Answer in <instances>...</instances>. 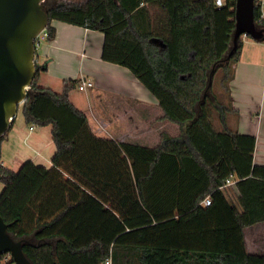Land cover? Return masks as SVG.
<instances>
[{
	"label": "trees",
	"instance_id": "1",
	"mask_svg": "<svg viewBox=\"0 0 264 264\" xmlns=\"http://www.w3.org/2000/svg\"><path fill=\"white\" fill-rule=\"evenodd\" d=\"M155 3L166 11L169 40L151 31L148 6ZM43 7L48 42L57 35L52 23L61 22L135 43L138 65L184 117L160 102L180 134H162L155 148L98 137L69 97L80 81L56 93L38 85L37 65L23 116L28 127L52 126L53 167L0 165V215L29 262L264 264L245 238L264 224V165L254 164L257 139L240 134L233 106L230 85L244 46L243 38L234 44L236 0L223 7L215 0H44ZM196 127L223 158L207 159L193 138ZM229 179L235 197L221 189Z\"/></svg>",
	"mask_w": 264,
	"mask_h": 264
},
{
	"label": "crops",
	"instance_id": "2",
	"mask_svg": "<svg viewBox=\"0 0 264 264\" xmlns=\"http://www.w3.org/2000/svg\"><path fill=\"white\" fill-rule=\"evenodd\" d=\"M158 4L160 3L148 6L151 31L166 40L171 39L170 32L167 33L168 24L165 27L167 31L162 27L166 11L162 5L160 12ZM159 14L162 15L161 19ZM52 26L57 32L55 40L47 41L39 46V50L37 49V65L43 68L37 83L58 93L63 90L65 82L77 80L91 82L93 88L83 92V96L77 94L82 98L73 94L80 92L78 88L73 89L69 97L78 109L91 106V109L80 110L86 113L90 127L98 137L139 145L155 142V133L160 135L165 133L161 130L162 125L172 124L178 127L166 120L164 114L160 115L159 109L162 111L160 105L146 86L152 80L145 74H140L145 85L141 81L139 71L143 70L136 61L138 47L135 43L61 22H53ZM131 48L135 54L129 52ZM230 87L233 106L240 113L239 132L256 137L254 164L264 165V42L250 39L244 41L241 58L235 67V78ZM71 95H74V101ZM83 97H86V101ZM21 108L23 109V106ZM143 108H154L156 113L148 114ZM20 110L7 139L0 145L1 165L18 171L25 162L32 161L37 166L52 168V160L56 153L52 126L43 128L35 126V131L30 132V127L25 123L23 110L22 112ZM157 126L160 129H154L152 132L153 127ZM147 131H151L153 135L145 136L148 137V141L147 139L136 141L137 132H145L138 136L142 137L148 133ZM208 138L218 153H221L214 138ZM205 141L206 138H199L200 143ZM160 142L161 137L159 144ZM222 167L226 170L227 162ZM3 188L1 185L0 193ZM229 188L235 197L238 193L236 186ZM10 260V257L0 260V264H15L10 263Z\"/></svg>",
	"mask_w": 264,
	"mask_h": 264
},
{
	"label": "water",
	"instance_id": "3",
	"mask_svg": "<svg viewBox=\"0 0 264 264\" xmlns=\"http://www.w3.org/2000/svg\"><path fill=\"white\" fill-rule=\"evenodd\" d=\"M43 2L0 0V139L17 118L38 77L36 41L50 24ZM235 19L234 44L244 37L264 42V30H258L255 23V0H236ZM230 57L231 54L224 61L229 62ZM3 256L15 264H31L24 255L23 242L11 238L0 215V257Z\"/></svg>",
	"mask_w": 264,
	"mask_h": 264
},
{
	"label": "rangeland",
	"instance_id": "4",
	"mask_svg": "<svg viewBox=\"0 0 264 264\" xmlns=\"http://www.w3.org/2000/svg\"><path fill=\"white\" fill-rule=\"evenodd\" d=\"M157 8L160 10V12H161V10H162V3H160V4H158L157 5ZM159 16H160V19L162 18V15L161 14H159ZM164 16H165V14H164ZM169 24V23H168ZM166 25H167V19H166V17L164 18V21H163V23H162V27H164V30H166L167 31V29L165 28L166 27ZM168 26H170V24L168 25ZM163 31V30H162ZM169 31L170 30H168L167 31V33H169ZM170 34V33H169ZM167 37H168V34H167ZM169 38H167V40H168ZM244 39V41H246V40H253L252 38H248V37H244L243 38ZM45 42H47V41H45V40H43L42 42H41V46L45 43ZM256 42V41H255ZM263 44V43H262ZM40 49V47H38V50ZM129 52H131L132 54H135V52L133 51V49L131 48V50L129 51ZM137 57H136V61L137 62H139V60H140V56H141V53H140V51H139V49H138V51H137ZM139 68H141L140 66H139ZM140 74H145L143 71H139V77H140ZM146 75V74H145ZM140 79H141V81L143 80L141 77H140ZM143 82V84L145 85V82L144 81H142ZM148 90L154 95V97H155V100H157V103L158 104H160V102H163L164 104H166L169 108H171V110L178 116V117H180V118H183L184 117V113L180 110V109H178L174 104H173V102H172V100L170 99V97L168 96V95H165V94H162V93H160V91L156 88V86H155V84L151 81H149V84H148ZM41 87H46V86H42L41 85ZM48 88V87H47ZM215 88L217 89V90H215L216 92H218V88H217V85L215 86ZM88 90V89H87ZM86 90V91H87ZM60 92H62V91H60ZM60 92H58V93H60ZM83 92H85V91H78V92H73V94H75V95H77V94H80V95H82L83 96ZM73 96L74 95H71V97H72V99H73ZM77 96H79V95H77ZM80 98H82L81 96H79ZM83 99L86 101V97H83ZM73 101H74V99H73ZM80 109H82V107L80 108ZM85 110H88V109H91V106L88 108L87 106L84 108ZM84 109H82V110H84ZM22 108H21V112H22ZM143 110L144 111H146L148 114H154V113H156V111L154 110V108L153 109H149V108H143ZM159 113H160V115L162 116L163 115V113H162V111H160V109H159ZM204 124H207V123H205L204 122ZM205 127H204V131L206 132L207 130H206V128L208 129V130H210L209 129V127H207V125H204ZM154 129H160V127L159 126H157L156 128H154L153 127V129H152V132L154 131ZM161 130L162 131H164L165 133L164 134H168V135H170V136H179V134H180V129H179V127H176V126H173L172 124H166V125H162V128H161ZM167 131V132H166ZM204 131H201V130H199V129H197V127L196 128H194L193 130H192V135H193V138H194V140L196 141V144L198 145V146H200V147H203V149H204V155L207 157V159H211L212 161L214 160V161H218L219 160V157L221 156V158H223V156H222V152L221 153H218V151H217V149L215 148V146H214V144L213 143H211V141L209 140V136L204 132ZM148 133L147 134H145V135H143L142 137H138L140 134L142 135V134H144L143 132H137L138 133V136H137V140L136 141H139V140H146L147 139V141H148V137H145L146 135H149V136H153L152 135V132L151 131H147ZM158 135H160V133L159 134H156L155 133V135H154V138H155V142H152V143H150V142H148V143H140L139 145L140 146H143V147H149V148H153V147H156L158 144H159V140H160V137L162 136V134L157 138V136ZM196 138V139H195ZM198 138H206V141H205V143H199L198 142ZM151 139V138H150ZM159 139V140H158ZM150 141V140H149ZM142 142V141H141ZM137 144V143H136ZM220 163H221V165H224V162H222V161H220ZM230 190H231V188H229ZM245 238H246V244H247V249H248V251L250 252V253H263L264 254V225H259V226H255L254 228L252 227V228H248L246 231H245Z\"/></svg>",
	"mask_w": 264,
	"mask_h": 264
},
{
	"label": "built area",
	"instance_id": "5",
	"mask_svg": "<svg viewBox=\"0 0 264 264\" xmlns=\"http://www.w3.org/2000/svg\"><path fill=\"white\" fill-rule=\"evenodd\" d=\"M216 6L218 7H223L224 6V0H215ZM255 8H257L258 16L257 20H255L256 27L258 30H264V0H255ZM48 33L47 29L38 37L36 41L37 48L40 46L41 42L43 40L47 41L48 40ZM94 85L86 80H80V85H79V90L80 91H86L87 89L93 88ZM36 127L32 126L30 127V132L35 131ZM236 185V182L233 181L232 179L227 180V182L221 186V189H226L229 187H233ZM212 201L210 198H207L203 202L204 207H209L211 205ZM108 264H111L110 262Z\"/></svg>",
	"mask_w": 264,
	"mask_h": 264
}]
</instances>
